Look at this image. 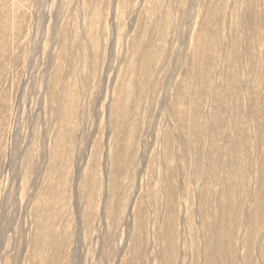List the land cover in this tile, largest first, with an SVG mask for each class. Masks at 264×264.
<instances>
[{
    "label": "rangeland",
    "instance_id": "rangeland-1",
    "mask_svg": "<svg viewBox=\"0 0 264 264\" xmlns=\"http://www.w3.org/2000/svg\"><path fill=\"white\" fill-rule=\"evenodd\" d=\"M0 264H264V0H0Z\"/></svg>",
    "mask_w": 264,
    "mask_h": 264
}]
</instances>
